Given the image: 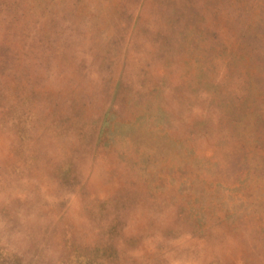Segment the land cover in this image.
I'll list each match as a JSON object with an SVG mask.
<instances>
[{
	"label": "rangeland",
	"instance_id": "rangeland-1",
	"mask_svg": "<svg viewBox=\"0 0 264 264\" xmlns=\"http://www.w3.org/2000/svg\"><path fill=\"white\" fill-rule=\"evenodd\" d=\"M0 264H264V0H0Z\"/></svg>",
	"mask_w": 264,
	"mask_h": 264
}]
</instances>
